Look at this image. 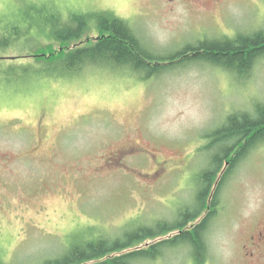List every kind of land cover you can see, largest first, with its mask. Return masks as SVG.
Segmentation results:
<instances>
[{"label": "rangeland", "instance_id": "obj_1", "mask_svg": "<svg viewBox=\"0 0 264 264\" xmlns=\"http://www.w3.org/2000/svg\"><path fill=\"white\" fill-rule=\"evenodd\" d=\"M45 4L65 18L110 12L159 56L264 30V0H0V33L32 5ZM38 30L33 44L23 37L0 50L6 60L0 63L32 64L24 57L36 47L60 48ZM98 35L91 27L88 36ZM121 73L92 69L69 81L0 85V257L6 264L56 257L90 229L116 238L133 224L176 221L178 208L193 198L195 176L207 167L204 136L232 111L251 110L254 100L264 104V58L242 81L204 63L176 66L147 82ZM221 205L204 237L205 264H264V257H249L264 231V145L240 161ZM192 257L183 246L134 264H193Z\"/></svg>", "mask_w": 264, "mask_h": 264}, {"label": "trees", "instance_id": "obj_2", "mask_svg": "<svg viewBox=\"0 0 264 264\" xmlns=\"http://www.w3.org/2000/svg\"><path fill=\"white\" fill-rule=\"evenodd\" d=\"M91 27L99 33L97 38L88 36ZM35 28L60 48L36 47L24 57L32 64L9 62L4 66L0 63V85L17 86L35 79L69 81L92 69L122 72L147 82L176 66L191 63H204L242 81L250 76L256 62L264 58V30L248 35L239 33L233 38L205 39L184 46L176 56H159L129 23L110 12H71L65 18L47 4L32 5L28 13L24 12L13 25L5 27L0 33V50L21 44L23 37L33 44ZM0 61L6 60L0 58ZM250 109L232 111L220 127L204 136L207 143L201 150L210 154L207 167L195 176L193 198L178 208L176 221H164L152 227L133 224L131 229L124 227L116 238L90 229L86 236L74 235L58 256L37 264H134L139 260H157L166 250L183 246L191 248L193 264H205L204 237L222 209L225 187L240 161L254 148L264 145V120L261 119L264 104L254 100ZM179 229H182L179 234L150 248L114 255L134 248L137 242L153 240ZM0 264H6L1 257Z\"/></svg>", "mask_w": 264, "mask_h": 264}, {"label": "flooded vegetation", "instance_id": "obj_3", "mask_svg": "<svg viewBox=\"0 0 264 264\" xmlns=\"http://www.w3.org/2000/svg\"><path fill=\"white\" fill-rule=\"evenodd\" d=\"M257 241L258 243H253L251 244V247L253 249V252L250 253L249 257L250 258H254L255 259H262L264 257L263 253H264V231L260 232V234L257 237ZM256 255H259L256 257Z\"/></svg>", "mask_w": 264, "mask_h": 264}, {"label": "snow or ice", "instance_id": "obj_4", "mask_svg": "<svg viewBox=\"0 0 264 264\" xmlns=\"http://www.w3.org/2000/svg\"><path fill=\"white\" fill-rule=\"evenodd\" d=\"M262 120H264V116H262V118H261Z\"/></svg>", "mask_w": 264, "mask_h": 264}]
</instances>
